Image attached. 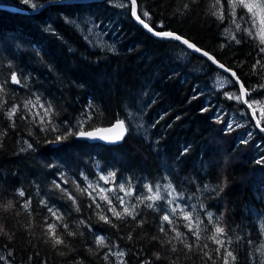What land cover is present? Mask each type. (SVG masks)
Masks as SVG:
<instances>
[{
	"label": "trees",
	"instance_id": "obj_1",
	"mask_svg": "<svg viewBox=\"0 0 264 264\" xmlns=\"http://www.w3.org/2000/svg\"><path fill=\"white\" fill-rule=\"evenodd\" d=\"M72 1L79 0H32L38 5L34 10L23 0H0V6L16 10H0V84L5 87L0 95L6 101L0 107V264H117L120 258L115 255L105 259L117 251L125 253L124 264H212L205 251L222 264L214 251L217 246L206 238L212 229L208 212L214 220L222 217L220 224L228 231L232 241L228 247L237 255V264H259L264 165L254 161L257 154L251 145L264 147V133L243 104L227 99V91L239 93L236 81L225 76L231 86L218 89L211 82L218 71L177 42L148 35L133 22L130 6L113 5L114 0ZM221 2L224 22L211 15L214 0H137V5L138 15L154 30L175 31L195 43L234 71L251 91L264 84V67L253 70L257 60L264 64V53L259 52L257 40L235 31L227 0ZM144 11L151 19L143 17ZM240 23L243 27L244 22ZM89 28L101 36L102 45L87 38ZM226 28L239 44L226 36ZM12 71L21 75V85L8 81ZM37 96L53 107L54 115L45 118L50 125H42L40 116L34 115H42L43 109L23 107ZM261 96L264 89L251 91L250 98ZM12 105H19L20 111L10 121L6 113ZM230 112L244 113L246 122L234 123L233 130L226 132ZM129 113L134 118L129 119ZM217 117L224 122H217ZM117 118L129 119L121 144H89L76 136L48 143L69 128L78 131L80 122L91 131ZM241 139L248 143L241 144ZM184 148H188L186 154H182ZM224 154L228 160L222 166ZM110 171L117 174L116 184L131 183L137 194L147 195L144 184L171 183L184 197L176 203L185 211L194 206L193 215L204 221L205 238L195 240L179 213L172 217L174 224H165L166 231L161 232V217L168 210L163 201L152 209L141 205L135 220H117L99 200L102 207L96 208L77 188L88 183L115 187L99 180ZM53 180L77 198L79 211ZM17 190H23L25 197ZM29 198L31 215L20 207ZM42 200L58 209L76 233L69 236L59 227L64 246L46 242L44 218L49 213ZM9 201L14 207L4 210ZM98 214L112 223L99 220ZM173 227L184 233L191 251L175 239ZM96 236H103L107 247L98 246Z\"/></svg>",
	"mask_w": 264,
	"mask_h": 264
},
{
	"label": "snow or ice",
	"instance_id": "obj_2",
	"mask_svg": "<svg viewBox=\"0 0 264 264\" xmlns=\"http://www.w3.org/2000/svg\"><path fill=\"white\" fill-rule=\"evenodd\" d=\"M25 4H31V7L35 10L37 9L38 5L33 3L32 0H23ZM121 8L129 7L131 8V16L139 22L148 32L152 33L155 37L161 39H170L174 41H178L181 45L185 46L186 49L192 50L194 53H200L202 56L207 57L213 64L217 65L218 68L223 69L224 72H230L232 78H236V83L240 85L239 94L236 93H225L227 99L229 100H236L238 103L244 104L247 109L252 110V119L255 121V126L261 133H264V111H261L259 118L256 114V109L254 105H259L261 101L259 99H250L251 91H256L257 89H264V84L258 85L256 88L246 89L244 85L240 82L239 78L236 77V73L231 71L227 68L223 63H220L216 60L212 55H210L207 51L202 50L201 48L197 47L195 43L190 42L188 39L184 38L182 35L176 33L175 31L171 30H154L153 27L149 25L145 21V19H141V16L138 15V5L137 0H129V3H122L118 5ZM219 6V7H217ZM187 7V5H185ZM211 7V15L215 16L221 22L225 20V8L224 4L221 0H214V3L210 6ZM227 9H228V17L231 19V23L235 25L236 32H243L246 33L250 38L257 40L259 44V52L264 53V0H227ZM238 10L243 11V15L239 14ZM143 17L147 19H151L150 13L148 11H144L142 13ZM241 21L244 22V26L242 27ZM72 23V21H69ZM160 28H163V25H159ZM93 31L92 28H89V33ZM225 34L230 38V40L235 41V43L239 44L241 41L237 38V36L231 31V29L226 28ZM224 47V45H221ZM257 66L264 67V64H261L260 60H257L256 63L253 65V70L257 68ZM227 79V78H226ZM8 81L13 85H21L22 78L21 75L15 71H12ZM230 83L231 81L228 80ZM224 86V82H221V87ZM5 92V87L3 84H0V94ZM6 101H4L3 96L0 95V107H3ZM24 109L30 110L39 107L43 109V114L41 115L39 112L34 113V115L40 116V123L42 125H50L51 120H46V117H50L54 115L53 107L51 104H43L41 103L40 97L37 96L35 100H27L24 102L23 105ZM20 106L19 105H12L7 110V118L12 121L19 113ZM207 111V109H204ZM129 119L134 118L133 113L128 114ZM24 118V117H21ZM91 116H88L87 119H91ZM129 119H115V122H110L109 127L104 129H95L93 131H87L84 129L83 122L79 124L78 131H72L71 128L67 129L64 134H58L54 140L49 141L48 143L52 144H59L65 141L70 136H76L77 138H87V139H100L106 143H119L121 142L128 134L129 131ZM217 122H224L222 118L217 117ZM236 127H240L239 124ZM46 130V128H41V131ZM54 132H59V129L56 127H52L51 129ZM115 130H119L113 136H102L98 135L100 131L105 132H113ZM233 130V122L229 121L226 124V132ZM3 135V133H0ZM248 137L252 136V132L247 133ZM27 143V141H25ZM241 144H247L248 140L241 139ZM27 147L30 149L32 148V144L27 143ZM188 148H184L182 154H186ZM257 164L264 165V156H261L255 161ZM116 172L110 171L107 175H100L99 180L103 181L105 184H114L115 187H108L104 188L100 185H93L92 183H88L86 188H77L82 194H86L92 202V205H95L96 208H101L102 203H98L97 201H101L107 205L106 211L111 212L113 216L117 220H121L124 217H131L132 219H136L139 215L138 209L141 205L146 206L149 209L154 208L157 202H166L168 205V210L162 215L160 231L165 232L166 229L164 227L165 224L173 225L174 221L172 217L177 216L179 213L183 220L185 221V227L188 231L195 237V240L199 241L203 238V233L208 231L204 225V221L199 218V216H194L193 213L195 212V207L193 206L192 211H185V206L176 203L178 199L182 200L184 197L181 193H177L176 189L173 187L171 183L163 185L160 184L152 185V184H144L143 189L147 195L144 194H137L136 189L133 188L131 183L127 185L123 182L116 184ZM64 183H68L67 180H64ZM73 183H75L73 181ZM53 184L56 189H60V191L67 196L68 200L72 201V205L75 207L76 211H79V205L77 198L66 188H62L60 183H57L53 180ZM207 188V185H205ZM91 189L92 191H89ZM97 189L99 192L97 193ZM219 191H223V189H219ZM18 195L23 198L25 197V192L23 190H17ZM122 195H120V194ZM102 194V195H101ZM171 197V199H168ZM134 198L136 201L135 203H129V199ZM31 199H27L24 201L20 207L23 208L25 212H28L31 215ZM41 205L47 209L49 216L44 218V227H45V235L47 236L48 240L46 242H52L53 247L57 246H64L65 239L63 234H58V229L62 225L64 232L67 233L69 236H74L76 233L69 229L68 223L65 222L63 214L59 212L54 206H50L47 201H40ZM91 206V205H90ZM14 205L11 201H9L6 205H3L4 210H8L13 208ZM203 207V205H201ZM119 209V210H118ZM52 218H54L55 222H52ZM99 220L103 221L104 223L111 224L112 220L104 215L98 214ZM222 217H217L215 220L213 219V213H207V223L208 225L212 226L211 235H208L206 238L210 240L213 244L217 247L215 248L216 256L219 260L222 261V264H237V255L235 252L228 247L232 243L231 239L228 236V231L224 226L220 224V220ZM80 224H84V221L81 220ZM171 231L175 232V239L179 240L181 243L184 244V247L191 251L192 245L185 243L184 241V233L180 232L175 227L171 228ZM131 238V237H130ZM95 242L100 247H107L105 244V238L103 236H96ZM251 243V241H249ZM204 248L207 249L208 245L205 244ZM172 251L175 252L176 248L173 247ZM260 254L261 259L259 264H264V244L260 246ZM108 255H115L116 257L120 258L117 261V264H124L123 257L125 253L123 251L117 252H110L105 256V259H108ZM204 256L208 258V260H212V264H216V261L212 259V257L208 254V252H204ZM157 259H159V255L157 254Z\"/></svg>",
	"mask_w": 264,
	"mask_h": 264
},
{
	"label": "rangeland",
	"instance_id": "obj_3",
	"mask_svg": "<svg viewBox=\"0 0 264 264\" xmlns=\"http://www.w3.org/2000/svg\"><path fill=\"white\" fill-rule=\"evenodd\" d=\"M122 3L123 2H120V1H117V0L113 1V5H120ZM29 5H31V4H29ZM91 37L94 40L96 45H102L103 44L101 36L97 32L92 31L91 33H89V30H88L87 38L90 39ZM226 78L227 77H225V75H223V74L218 72L216 77L211 82L218 89L228 88V87L231 86V84L228 82L229 79L228 78L226 79ZM222 81L224 82V86L223 87H221V82ZM226 93H235V92L234 91H231V92L227 91ZM236 94H239V93H236ZM250 99H259L261 101V103L259 105H254V108L256 109L257 117L259 118L261 111H264V96H261V97H258V98H250ZM234 101H236V100H234ZM244 108L247 109V107L245 105H244ZM247 110L249 111L250 115H252V110L251 109H247ZM237 119H239V120H237ZM229 121L233 122V126H234V123H244V122H246V115L244 113H239V112H236L235 114L230 112V114L227 116V122H229ZM227 122H226V124H227ZM262 124H264V121H262ZM224 127H225V131H226V126L224 125ZM251 148H252L253 152L257 154V157L255 156L254 161H256L261 156H264V154L260 155L262 152H264V147H262L261 144L253 142V144L251 145ZM226 158H228V157L224 154V156L222 158L223 162L221 163L222 166H224L225 162L228 160V159L226 160ZM262 244H264V236L261 238L260 246Z\"/></svg>",
	"mask_w": 264,
	"mask_h": 264
},
{
	"label": "water",
	"instance_id": "obj_4",
	"mask_svg": "<svg viewBox=\"0 0 264 264\" xmlns=\"http://www.w3.org/2000/svg\"><path fill=\"white\" fill-rule=\"evenodd\" d=\"M98 1H103V0H79V1H72V2H84V3H87V2H98ZM124 1H126L127 3H129V0H124ZM66 3V2H65ZM0 10H6V11H16V10H14V9H11V8H8V7H3V6H0ZM25 13H29V12H25ZM130 13H131V8H130ZM131 18H132V20H133V22L138 26V27H140L141 29H143L148 35H150V36H152V37H154V38H157V37H155L152 33H150V32H148L141 24H139V22L138 21H136L132 16H131ZM157 39H161V38H157ZM172 41H174V40H172ZM175 42H177L178 44H180L178 41H175ZM181 45V44H180ZM183 48H185L186 49V47L185 46H183V45H181ZM190 54H192V55H194V56H197V57H200V58H202V59H204V60H206L216 71H218L219 73H221V74H223V75H225V76H230L231 77V73L230 72H224L223 71V69H220V68H218L217 67V65H215V64H213L210 60H208L207 59V57H204V56H202L200 53H194L192 50H188V49H186ZM233 79V81H236V78H232ZM238 87L240 88V85L238 84ZM107 127H109V126H107ZM107 127H102V128H97V129H104V128H107ZM95 130V129H94ZM91 131H93V130H91ZM119 130H115V131H113V132H105V131H100L99 133H98V135H102V136H113V135H115L117 132H118ZM80 140H83V141H85V142H87V143H89V144H101V145H105V146H113V145H118V144H121L123 141H124V139L121 141V142H119V143H106V142H104V141H102V140H100V139H87V138H79Z\"/></svg>",
	"mask_w": 264,
	"mask_h": 264
},
{
	"label": "bare ground",
	"instance_id": "obj_5",
	"mask_svg": "<svg viewBox=\"0 0 264 264\" xmlns=\"http://www.w3.org/2000/svg\"><path fill=\"white\" fill-rule=\"evenodd\" d=\"M47 5H49V4H46V5L42 6L39 10H36L34 13H38V12L41 11L43 8H45Z\"/></svg>",
	"mask_w": 264,
	"mask_h": 264
}]
</instances>
